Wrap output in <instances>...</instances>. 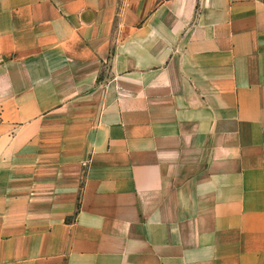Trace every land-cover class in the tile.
<instances>
[{"label":"crops","instance_id":"crops-1","mask_svg":"<svg viewBox=\"0 0 264 264\" xmlns=\"http://www.w3.org/2000/svg\"><path fill=\"white\" fill-rule=\"evenodd\" d=\"M0 264H264V0H0Z\"/></svg>","mask_w":264,"mask_h":264}]
</instances>
